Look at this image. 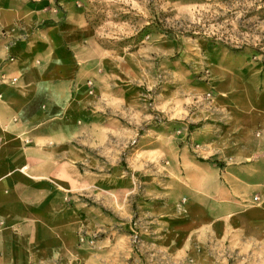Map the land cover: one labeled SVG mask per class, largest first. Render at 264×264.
Segmentation results:
<instances>
[{"label":"rangeland","instance_id":"obj_1","mask_svg":"<svg viewBox=\"0 0 264 264\" xmlns=\"http://www.w3.org/2000/svg\"><path fill=\"white\" fill-rule=\"evenodd\" d=\"M13 1L52 12L57 44L79 32L100 45L73 122L65 239L29 263L264 264V236L199 208L183 162L206 147L202 122L264 123V0Z\"/></svg>","mask_w":264,"mask_h":264},{"label":"crops","instance_id":"obj_2","mask_svg":"<svg viewBox=\"0 0 264 264\" xmlns=\"http://www.w3.org/2000/svg\"><path fill=\"white\" fill-rule=\"evenodd\" d=\"M52 17L0 0V264H30L32 249L64 241L71 215L73 122L89 111L82 76L100 61V45L79 32L57 44ZM41 19L49 22L33 34ZM192 134L206 146L183 160L194 203L240 218L246 235L261 240L264 123L202 122Z\"/></svg>","mask_w":264,"mask_h":264},{"label":"built area","instance_id":"obj_3","mask_svg":"<svg viewBox=\"0 0 264 264\" xmlns=\"http://www.w3.org/2000/svg\"><path fill=\"white\" fill-rule=\"evenodd\" d=\"M15 81H16V79L13 80V82H15Z\"/></svg>","mask_w":264,"mask_h":264}]
</instances>
